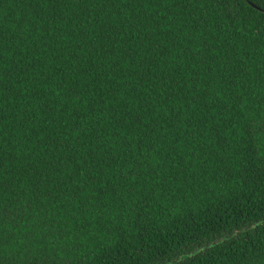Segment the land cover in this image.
Segmentation results:
<instances>
[{"label":"trees","instance_id":"obj_1","mask_svg":"<svg viewBox=\"0 0 264 264\" xmlns=\"http://www.w3.org/2000/svg\"><path fill=\"white\" fill-rule=\"evenodd\" d=\"M0 264H264V0H0Z\"/></svg>","mask_w":264,"mask_h":264},{"label":"water","instance_id":"obj_2","mask_svg":"<svg viewBox=\"0 0 264 264\" xmlns=\"http://www.w3.org/2000/svg\"><path fill=\"white\" fill-rule=\"evenodd\" d=\"M254 6H256V5H254Z\"/></svg>","mask_w":264,"mask_h":264}]
</instances>
